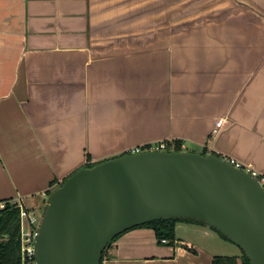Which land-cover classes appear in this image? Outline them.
<instances>
[{
	"label": "crops",
	"instance_id": "0c3cea01",
	"mask_svg": "<svg viewBox=\"0 0 264 264\" xmlns=\"http://www.w3.org/2000/svg\"><path fill=\"white\" fill-rule=\"evenodd\" d=\"M158 142L264 172V0H0V202L42 213L78 169ZM175 233L131 229L102 264H212L201 239H224Z\"/></svg>",
	"mask_w": 264,
	"mask_h": 264
},
{
	"label": "water",
	"instance_id": "95a60500",
	"mask_svg": "<svg viewBox=\"0 0 264 264\" xmlns=\"http://www.w3.org/2000/svg\"><path fill=\"white\" fill-rule=\"evenodd\" d=\"M48 198L35 264H102L117 237L159 220L213 229L264 264V189L215 153H126L78 169Z\"/></svg>",
	"mask_w": 264,
	"mask_h": 264
},
{
	"label": "trees",
	"instance_id": "16d2710c",
	"mask_svg": "<svg viewBox=\"0 0 264 264\" xmlns=\"http://www.w3.org/2000/svg\"><path fill=\"white\" fill-rule=\"evenodd\" d=\"M168 146H169L168 148L169 150H178V151L181 150L179 148L174 149L171 143H168ZM93 165L95 164H89L85 167H91ZM178 222L180 221L159 220L140 227L153 228L160 241L166 239L173 242L176 239L175 229H176V224ZM19 237H20L19 210L18 208H14L8 205L6 208L0 209V264H21L20 254H19L20 252ZM111 245L112 244H110L109 247H111ZM212 264H250V263L249 260L244 255L240 257L216 255L213 257Z\"/></svg>",
	"mask_w": 264,
	"mask_h": 264
},
{
	"label": "built area",
	"instance_id": "2783aa9c",
	"mask_svg": "<svg viewBox=\"0 0 264 264\" xmlns=\"http://www.w3.org/2000/svg\"><path fill=\"white\" fill-rule=\"evenodd\" d=\"M226 119H218L215 123V127L212 130V134L216 135L226 124ZM167 142L151 143L144 147H135L128 151V153H141L143 151L155 150V151H168ZM220 156V155H219ZM228 160L235 167L251 174L257 178L259 183L264 189V172H258L251 166H247L234 158L227 156H221ZM8 205L18 208L19 210V224H20V263L21 264H35V237L41 221V214L38 212V208L29 207L25 204L23 198L18 197L13 200L1 201L0 209L6 208ZM162 243H167L166 239L161 240Z\"/></svg>",
	"mask_w": 264,
	"mask_h": 264
},
{
	"label": "rangeland",
	"instance_id": "374dc122",
	"mask_svg": "<svg viewBox=\"0 0 264 264\" xmlns=\"http://www.w3.org/2000/svg\"><path fill=\"white\" fill-rule=\"evenodd\" d=\"M161 20H162V16H160V21ZM55 189L56 188H54L53 191ZM48 199L49 198H47L46 204L48 202ZM43 212H44V210H43ZM43 212H42V214H43ZM209 232L211 234H214V233L216 234V231H214L213 229H209ZM212 232H214V233H212ZM215 238H218V237H215ZM214 239H211V240L210 239H201L203 241L202 245L204 246V249L206 250V252L208 254H212L215 256L221 255V256H238V257L243 255V252L241 251V249L238 246L234 245L233 243H230L229 241H226L225 239H222L223 241H221L220 239H215V241H214ZM204 242H205V244H204ZM207 264H211V260L207 259Z\"/></svg>",
	"mask_w": 264,
	"mask_h": 264
}]
</instances>
